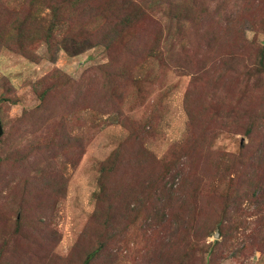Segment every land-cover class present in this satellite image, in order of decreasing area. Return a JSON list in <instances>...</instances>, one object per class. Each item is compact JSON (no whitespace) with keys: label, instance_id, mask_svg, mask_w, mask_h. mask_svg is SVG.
<instances>
[{"label":"rangeland","instance_id":"374dc122","mask_svg":"<svg viewBox=\"0 0 264 264\" xmlns=\"http://www.w3.org/2000/svg\"><path fill=\"white\" fill-rule=\"evenodd\" d=\"M6 1L10 8L18 3ZM90 6L103 12L74 16L53 50L39 40L30 42L29 55L0 50V264H81L102 243L98 225L92 230L95 194L107 177L101 164L116 151L118 161H139L141 144L170 162L186 140L206 149L196 154L201 161L190 167L179 197L167 198L155 181L139 187L151 172L141 160L127 169L124 184L113 178L110 185L124 191L130 209L136 196L152 197L162 221L139 225L140 219L136 227L122 211L91 264H264V208L232 196L254 175L264 179V118L251 139L238 125L248 124L256 107L251 96L264 100V0H90ZM104 16L113 25L134 23L121 45L91 41ZM88 80L91 95L82 84ZM211 104L220 108L223 127L208 121L215 133L202 141L201 126L190 129L188 114ZM206 162L218 174L207 167L201 183L197 170ZM212 189L218 195H206ZM28 208L31 228L21 217ZM226 216L231 223L222 230Z\"/></svg>","mask_w":264,"mask_h":264},{"label":"trees","instance_id":"16d2710c","mask_svg":"<svg viewBox=\"0 0 264 264\" xmlns=\"http://www.w3.org/2000/svg\"><path fill=\"white\" fill-rule=\"evenodd\" d=\"M17 1L18 3L16 2L13 7L10 8V2L8 3V1L6 0H0V50L5 47L9 50L23 53L25 55H29L30 53H32L30 52V42H32L33 40L45 42L50 47V50H53L57 47L56 39L58 37V34L62 33L68 26V24L71 25L74 16H81V14L83 13H89L91 11H96V9H99L97 7L96 9H94L93 7L91 8V6L89 8L90 0ZM47 10L49 11L46 12ZM101 12H103L102 9H99L98 13ZM133 26L134 23L130 19L119 22L118 25H113L112 23H110V21L106 20L104 16L100 24H97L95 26V29L92 31L94 33H91V41L96 44L107 45V47H111V45H114L117 41H119L121 45L122 38L125 35L130 34L129 32L131 31V29H133ZM119 28H122L123 30L120 31ZM125 28L129 29L126 33H124ZM73 41H76L74 37ZM24 47H28L27 52L23 50ZM152 57L154 59H159L160 55L155 51ZM262 59H264V57H262ZM101 69L106 70L107 67L103 66L102 68H100V70ZM98 73L99 71H97L95 75L98 76ZM58 81L59 80L54 81L53 84H57ZM87 82H93L88 80L82 83L84 86H87V88L90 89L89 93L91 95L92 92L95 91V88ZM52 88L55 90V87ZM259 97L260 96H251L249 99L256 103V107L249 114L248 124H244L242 122L238 124L243 130L242 133L250 139L254 137V132L257 133L261 132L262 130L261 121L264 118V113L259 112V110L261 109L264 100L263 98L261 100H258ZM4 100L5 97L1 95L0 103ZM224 105L228 106L229 102H225ZM209 110L212 112L208 113ZM221 115L222 113L220 111V108L215 104H211V107H205L202 110L191 114V116H189L188 114L190 129H193V127L196 126V123L199 124L201 126L200 132H202L203 134V141L204 139L208 138V133H215L211 132L212 127L208 126V121L211 122L214 120H218V129L220 131L222 130L223 126L220 127V125L223 124V122L221 121ZM209 116H212V118L208 119ZM205 149V146L197 145V142L191 143L190 140H186L184 142V145L180 146V148L179 146L177 147L179 154L176 153L174 154V157L171 156L173 157L172 161L167 162V158L165 162L161 159H158L155 154L146 149L145 144H141L139 161L141 160L140 163H145L146 165L150 166L151 172H148L149 174L141 180L139 187L147 186L151 181H155L157 185L161 186V189L165 191V196L167 198L179 197V187H181L187 181L186 177L191 176L193 173L190 167H192L193 164H195L197 161L199 163L201 161L196 158V154L199 153L202 156L203 153H205ZM139 161L137 160L132 163H123L122 161H118L116 151L107 160H105L103 164H101L100 170H102L103 173L107 175V177L104 176L103 178H100V190L95 194L96 210L92 217V219H94L95 221H92V224L94 223L92 226V230H94L95 225L97 224L99 229H95L94 233L100 232L99 236H101L102 243H100V241L98 240V246L96 247V249L89 252L87 256L82 260L81 264H91L93 261H95V259L99 258L101 251L103 250V246L105 244H108V241L110 240V232L113 231L111 223L116 218L120 219L121 212L124 210H126L128 214L133 216V226L139 227L138 222L140 221V219H142V221L139 223V225H141L142 222L153 223L157 226L160 225L162 220L160 218L159 212L156 211L157 207L154 200L152 201V197L149 200H146L139 199L136 196L135 198L138 199V201L135 203L136 206H134L133 209H130L129 202H127L124 198L126 197L124 191H121L118 188L114 189L110 185L113 178L117 180L118 177L121 179V183H123L126 179V177H124V174L128 172L127 169L136 165ZM205 166L206 167L202 166V168H199L197 170L200 173L199 179L202 181L201 183H204L207 180V176L204 174L205 169H207L208 167L210 171L213 172L214 170V165L208 162H206ZM156 171H159L158 174L156 173ZM213 173L218 174L216 171ZM211 176L214 178L213 175ZM167 178H170L169 186L164 183V180H166ZM138 179V176L133 177V180ZM145 181H147L148 183L146 184ZM163 183L165 189L162 187ZM237 192H239L238 195L236 194V190L232 192V196L235 202L237 198L242 197L243 200L250 199L251 201L258 204L260 208H264V179H262L260 175H254L251 180L250 186L244 188L243 190H237ZM40 195L41 190L39 192V196ZM206 195H218V191L217 189L207 190ZM148 203L151 204V208H149L146 215L143 214L142 209L146 207ZM236 208H238V206H236ZM230 211L234 214L236 213L235 210ZM29 214V208L28 211L21 210L22 219H24L28 227L31 228L35 225V218L33 216L30 217ZM163 217L165 218L164 215ZM235 217L236 216H234V218ZM19 220H21V218L15 222L17 227L21 223V221ZM190 220H197V218L195 215H193L190 216ZM226 223H231L230 216H226L224 222L221 225L222 230L225 227L224 224ZM101 224L104 227L103 230L100 227ZM105 232L107 233V238L104 236ZM1 256L2 255L0 253V257Z\"/></svg>","mask_w":264,"mask_h":264},{"label":"water","instance_id":"95a60500","mask_svg":"<svg viewBox=\"0 0 264 264\" xmlns=\"http://www.w3.org/2000/svg\"><path fill=\"white\" fill-rule=\"evenodd\" d=\"M3 136V126L2 123L0 121V138Z\"/></svg>","mask_w":264,"mask_h":264}]
</instances>
